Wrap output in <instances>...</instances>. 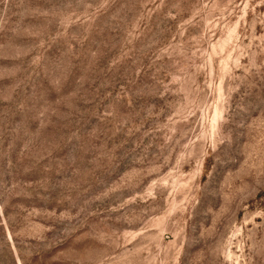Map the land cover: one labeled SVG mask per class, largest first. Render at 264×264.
Segmentation results:
<instances>
[{
    "label": "rangeland",
    "instance_id": "obj_1",
    "mask_svg": "<svg viewBox=\"0 0 264 264\" xmlns=\"http://www.w3.org/2000/svg\"><path fill=\"white\" fill-rule=\"evenodd\" d=\"M0 264H264V0H0Z\"/></svg>",
    "mask_w": 264,
    "mask_h": 264
}]
</instances>
